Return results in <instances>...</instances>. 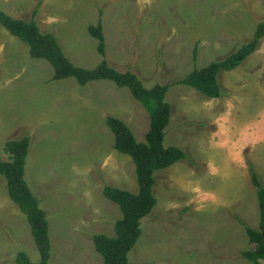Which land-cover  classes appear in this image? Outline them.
Segmentation results:
<instances>
[{"label": "rangeland", "instance_id": "1", "mask_svg": "<svg viewBox=\"0 0 264 264\" xmlns=\"http://www.w3.org/2000/svg\"><path fill=\"white\" fill-rule=\"evenodd\" d=\"M0 11L34 20L85 69L103 59L87 32L100 18L111 66L134 73L146 89L169 84L163 145L186 157L154 173L157 203L140 220L128 262L264 264L242 257L254 245L236 219L258 229L248 164L264 186V38L239 66L218 75L225 96L209 99L171 85L251 39L264 20V0H0ZM52 74L0 25V161L8 160L6 140L29 136L24 179L47 218V264H103L92 237H113L121 213L102 188L138 190L134 164L113 148L105 116L122 120L144 141L149 115L127 88L105 80L80 86ZM20 250L39 261L26 218L0 175V264H15Z\"/></svg>", "mask_w": 264, "mask_h": 264}, {"label": "trees", "instance_id": "2", "mask_svg": "<svg viewBox=\"0 0 264 264\" xmlns=\"http://www.w3.org/2000/svg\"><path fill=\"white\" fill-rule=\"evenodd\" d=\"M36 14V10L32 15ZM101 8L98 9V17ZM0 25L7 32L26 44L31 58L42 59L53 69L52 80L73 78L84 86L91 81L105 80L119 88H127L131 96L140 103L149 115V128L144 141H137L128 126L120 119L105 116V124L113 134V148L130 157L135 167L138 190L136 193L125 191L106 184L102 195L116 204L121 218L114 223V236L94 235L92 243L103 264H133L128 262L127 254L140 236V220L150 214L157 200L153 195L155 184L154 173L166 169L186 155L176 147H164V131L169 122L170 105L165 100L169 84H156L149 89L144 88L137 76L129 70L120 71L111 66L105 59V39L100 18L95 25L87 27L88 34L96 40V51L103 58L95 67L85 69L74 66L68 59L52 33L41 32L34 20L15 19L0 11ZM264 38V20L257 22L251 39L242 42L222 59L210 62L202 68H194L171 85L182 84L193 88L206 98H220L226 95L218 84L221 72L231 71L239 66L259 46ZM196 58V46L192 60ZM29 136L8 139L3 150L8 155L7 161H0V175L6 183L8 198L24 214L30 229L32 240L39 254V261L32 262L22 250L15 255V264H47L50 258V236L48 222L39 202L30 191L25 179L24 168L28 155ZM250 182L256 189L259 209L258 229L242 224L254 249L241 253L244 259L255 263L264 260V186L255 173L251 163L248 164ZM147 264V263H142Z\"/></svg>", "mask_w": 264, "mask_h": 264}]
</instances>
